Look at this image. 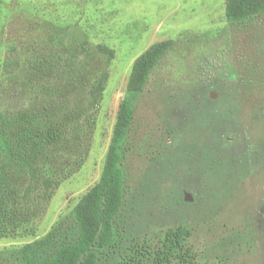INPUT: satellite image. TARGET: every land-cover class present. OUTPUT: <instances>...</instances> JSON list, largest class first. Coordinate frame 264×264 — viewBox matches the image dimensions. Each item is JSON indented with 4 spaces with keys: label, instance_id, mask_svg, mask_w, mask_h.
<instances>
[{
    "label": "rangeland",
    "instance_id": "rangeland-1",
    "mask_svg": "<svg viewBox=\"0 0 264 264\" xmlns=\"http://www.w3.org/2000/svg\"><path fill=\"white\" fill-rule=\"evenodd\" d=\"M225 10V0H0V112H33L44 145L54 124L65 171L31 231L0 238V264H22L20 248L53 226L75 237L72 209L101 178L132 66L166 40L174 46L131 94L124 240L98 264H158L178 227L191 231L189 258L171 264H264V14L237 24Z\"/></svg>",
    "mask_w": 264,
    "mask_h": 264
},
{
    "label": "trees",
    "instance_id": "trees-1",
    "mask_svg": "<svg viewBox=\"0 0 264 264\" xmlns=\"http://www.w3.org/2000/svg\"><path fill=\"white\" fill-rule=\"evenodd\" d=\"M225 1L226 18L231 23L247 24L264 14V0ZM174 44V40L155 44L134 62L127 85L129 95L120 104L101 178L72 209L75 237L61 235L59 226H53L44 237L20 248L22 264H98L100 255L123 243L124 233L116 220L126 193L122 163L134 116L131 94L144 89L151 70ZM106 80L104 76L94 85L92 101L100 97ZM40 125L33 112L27 110L0 112V238L30 232L51 198L52 184L63 178L65 171L55 163V125L46 128L50 137L47 145L39 140L44 129L34 131ZM38 155L41 160L36 163ZM189 235L191 231L185 227L169 229L162 248L155 252V262L171 264L175 258L188 261L184 241Z\"/></svg>",
    "mask_w": 264,
    "mask_h": 264
}]
</instances>
